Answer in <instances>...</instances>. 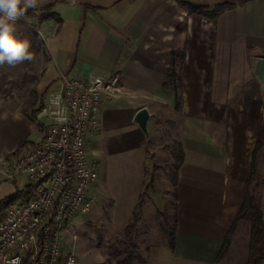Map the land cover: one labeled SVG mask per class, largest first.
Instances as JSON below:
<instances>
[{"label":"crops","instance_id":"crops-1","mask_svg":"<svg viewBox=\"0 0 264 264\" xmlns=\"http://www.w3.org/2000/svg\"><path fill=\"white\" fill-rule=\"evenodd\" d=\"M201 1L222 9L203 17L190 8ZM16 26L34 58L0 66V201L27 192L29 178L21 185L8 163L41 142L45 122L31 116L59 89L62 75L117 74L123 92L103 99L87 145L96 139L109 154L136 150L148 139L134 122L136 112L149 109L151 134L155 110L168 109L185 154L176 186L175 255L231 264L219 257L222 242L240 222L247 160L264 137V89L256 72L264 57V0H37ZM193 215L198 231L190 227Z\"/></svg>","mask_w":264,"mask_h":264},{"label":"rangeland","instance_id":"rangeland-1","mask_svg":"<svg viewBox=\"0 0 264 264\" xmlns=\"http://www.w3.org/2000/svg\"><path fill=\"white\" fill-rule=\"evenodd\" d=\"M205 2L193 4L190 8L207 17L206 14L214 13L218 7ZM32 97L29 96L30 99ZM155 111L153 133L136 150L109 154L103 152L100 140L89 141L88 156L91 162L96 163L99 173L98 186L93 187L97 202L88 214L78 213L68 220L61 233L63 249L73 250L78 256V264H114L115 250L112 246L123 248L118 240L130 241L126 235L129 223L135 224L131 232L139 245V255L134 264H199L195 253L176 256L163 230V224L167 228L169 224L173 225L175 214H178L173 182L179 154L178 138L175 126L168 123L173 114L165 107ZM256 144H252V152ZM114 148L111 146L110 149ZM251 162L249 158V167ZM256 166L252 191L264 220V142L256 158ZM16 175L24 186L27 175ZM193 217L195 220L190 227L198 231L199 225L195 223V215ZM249 229L248 222L240 221L229 235L227 248L220 257H225L231 264H247Z\"/></svg>","mask_w":264,"mask_h":264},{"label":"built area","instance_id":"built-area-1","mask_svg":"<svg viewBox=\"0 0 264 264\" xmlns=\"http://www.w3.org/2000/svg\"><path fill=\"white\" fill-rule=\"evenodd\" d=\"M122 92L117 74L62 75L59 89L37 113L45 122L41 142L8 163L9 175L26 174L29 184L0 219V264H78L77 254L63 249L61 233L68 220L88 214L97 202L99 173L87 141L98 128L103 99Z\"/></svg>","mask_w":264,"mask_h":264},{"label":"trees","instance_id":"trees-1","mask_svg":"<svg viewBox=\"0 0 264 264\" xmlns=\"http://www.w3.org/2000/svg\"><path fill=\"white\" fill-rule=\"evenodd\" d=\"M221 7H218L214 13L212 14H204L205 16L209 18H214L217 13L221 11ZM183 54H181V57ZM176 71L173 68V71L171 72L172 78L170 82L172 85H174L177 82V74ZM168 86V84H167ZM179 99L180 96L177 94V109L179 108ZM44 103L41 104L33 113V116H31L33 119L35 118V115L43 108ZM44 126V124H40V127ZM263 142H258L253 150V157L252 162L250 166V170L247 176V180L245 183V198L243 201V204L241 206V209L239 211L237 221H246L249 224V231H250V245H249V256H248V262L247 264H261L264 260V220H263V214L262 211L258 205L257 199L255 198L253 191H252V180L254 178V175L256 174V158L258 157V153L261 150L263 146ZM178 158H177V164L174 167V188H175V197L177 196L176 193V186H177V180H178V170L181 166V164L184 161V150L181 146V144L178 142ZM20 197V192H15L13 194H10L6 198L0 201V219L1 216L4 214L5 210L13 204L15 201H17ZM175 207L177 210V204L175 203ZM137 221V220H136ZM177 225H178V216L175 214V217L173 219V225L169 224V227H166V224H163V230L165 231L166 235L169 238V244L170 248L175 250L176 247V231H177ZM134 223H129L126 226V235L129 237V242H123L118 240L123 246V248L115 247L114 245L112 248L115 250L114 257L116 259L114 264H134L138 253L139 245L134 240V235H132V229L134 228ZM227 238H225L222 242L221 251L219 254L222 255V253L227 248ZM122 255V256H121ZM100 264H106L104 262Z\"/></svg>","mask_w":264,"mask_h":264},{"label":"clouds","instance_id":"clouds-1","mask_svg":"<svg viewBox=\"0 0 264 264\" xmlns=\"http://www.w3.org/2000/svg\"><path fill=\"white\" fill-rule=\"evenodd\" d=\"M29 8L35 10L37 0H0V66L33 60L31 41L20 35L16 26Z\"/></svg>","mask_w":264,"mask_h":264},{"label":"water","instance_id":"water-1","mask_svg":"<svg viewBox=\"0 0 264 264\" xmlns=\"http://www.w3.org/2000/svg\"><path fill=\"white\" fill-rule=\"evenodd\" d=\"M256 72L258 74V78L263 84L264 89V57H260L256 62ZM151 119V113L147 107L140 108L135 116L134 122L139 126L141 131L145 134V136L150 138V129L149 123Z\"/></svg>","mask_w":264,"mask_h":264}]
</instances>
